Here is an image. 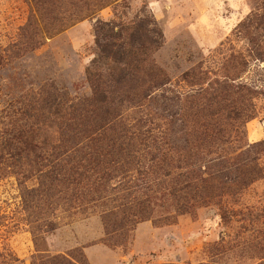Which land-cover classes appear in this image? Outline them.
I'll return each mask as SVG.
<instances>
[{"label": "rangeland", "instance_id": "1", "mask_svg": "<svg viewBox=\"0 0 264 264\" xmlns=\"http://www.w3.org/2000/svg\"><path fill=\"white\" fill-rule=\"evenodd\" d=\"M40 5L0 0V133L27 129L22 105L41 88L52 85L75 101L89 97L87 69L99 53L98 41L109 43L121 27H141L147 47L134 44L139 68L165 77L153 94L159 98L154 111L166 121L180 124L186 112L202 125L217 126L218 139L250 149L246 158L255 161L254 172L245 185L210 189L208 198L194 189L176 194L174 187L184 184L150 175L137 185L150 187L151 197L134 208L125 206L119 190H109L94 194L80 210L65 192L45 196L36 178L21 186L6 175L0 178L3 264H52L54 257L72 264H264V0H42ZM203 89L220 95L215 117L206 114L207 102L204 115L196 117L205 99L183 102ZM163 103L169 111L157 107ZM161 144L170 149L172 139ZM33 226L43 230L38 247Z\"/></svg>", "mask_w": 264, "mask_h": 264}, {"label": "trees", "instance_id": "2", "mask_svg": "<svg viewBox=\"0 0 264 264\" xmlns=\"http://www.w3.org/2000/svg\"><path fill=\"white\" fill-rule=\"evenodd\" d=\"M35 3L39 6L42 0ZM89 5L87 15L91 14ZM146 38L141 27H121L109 43L98 41L99 53L87 69L91 95L86 99L71 100L52 85L31 93L21 112L29 122L27 129L19 126L0 133V178L13 175L21 186L36 178L39 187H45V196L55 198L65 192L68 203L74 202L78 210L92 202L94 194H110L109 190H119L125 206L134 208L141 198L151 197L150 187L137 185L150 175L161 174L166 181L184 184L174 187L176 194L194 189L207 198L210 189L245 185L243 181L254 172L255 161L246 158L250 149L229 146L228 139H218L221 130L217 126L202 125L186 112L179 124L154 111L159 98L153 94L165 77L139 68L134 44L139 41L145 48L142 39ZM198 99L205 102L196 117L204 115L206 102L211 109L206 114L215 117L217 91L203 89L183 102L188 105ZM164 104L157 107L169 111L170 106ZM134 114L138 117H131ZM167 138L172 139L170 149L161 144ZM145 143L151 146L139 149ZM115 182L118 186L111 188ZM42 232L32 227L37 247ZM4 257L0 247V264ZM50 261L72 264L65 257Z\"/></svg>", "mask_w": 264, "mask_h": 264}]
</instances>
